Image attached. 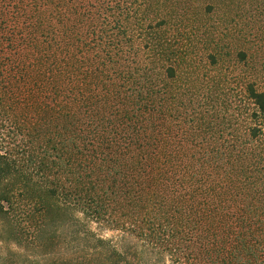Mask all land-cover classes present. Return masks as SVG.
Instances as JSON below:
<instances>
[{"label": "trees", "instance_id": "16d2710c", "mask_svg": "<svg viewBox=\"0 0 264 264\" xmlns=\"http://www.w3.org/2000/svg\"><path fill=\"white\" fill-rule=\"evenodd\" d=\"M162 2L0 0V210L61 201L174 264H264V60L244 39L231 119L228 77L184 87L185 51L149 35Z\"/></svg>", "mask_w": 264, "mask_h": 264}, {"label": "rangeland", "instance_id": "374dc122", "mask_svg": "<svg viewBox=\"0 0 264 264\" xmlns=\"http://www.w3.org/2000/svg\"><path fill=\"white\" fill-rule=\"evenodd\" d=\"M209 5H213V12L208 11ZM155 7L158 18H165L168 26L150 29L149 35L173 42L185 51L186 60L177 58L183 64L184 87L192 71L196 79L206 81L197 82L205 93L215 78L226 75V87L231 88H226L225 96L233 100L228 105V113L232 114L229 117L242 118L241 113L248 112L250 105L239 80L252 69L236 63V51L244 39V43L251 40L255 54L251 64L264 60V0H163ZM261 41L262 46L255 51ZM218 49L221 64L214 67L204 56ZM55 202L58 204L54 203L49 217L45 204L21 198L0 210V264H174L170 256L140 239L117 229L101 228L74 207Z\"/></svg>", "mask_w": 264, "mask_h": 264}]
</instances>
